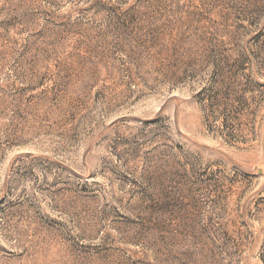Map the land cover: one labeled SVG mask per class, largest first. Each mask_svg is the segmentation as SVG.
Listing matches in <instances>:
<instances>
[{"label": "rangeland", "instance_id": "rangeland-1", "mask_svg": "<svg viewBox=\"0 0 264 264\" xmlns=\"http://www.w3.org/2000/svg\"><path fill=\"white\" fill-rule=\"evenodd\" d=\"M0 264H264V0H0Z\"/></svg>", "mask_w": 264, "mask_h": 264}]
</instances>
